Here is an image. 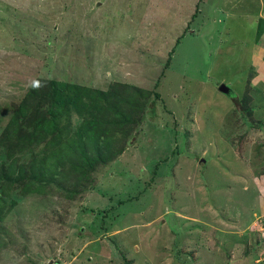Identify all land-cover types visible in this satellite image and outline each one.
Masks as SVG:
<instances>
[{"label":"rangeland","instance_id":"rangeland-1","mask_svg":"<svg viewBox=\"0 0 264 264\" xmlns=\"http://www.w3.org/2000/svg\"><path fill=\"white\" fill-rule=\"evenodd\" d=\"M259 10L264 0H0V136L30 86L147 92L125 111L122 152L70 195L72 174L42 193L2 185L0 264H264V95L242 69V24ZM72 116L73 131L88 111ZM16 155L24 177L43 173Z\"/></svg>","mask_w":264,"mask_h":264},{"label":"trees","instance_id":"trees-1","mask_svg":"<svg viewBox=\"0 0 264 264\" xmlns=\"http://www.w3.org/2000/svg\"><path fill=\"white\" fill-rule=\"evenodd\" d=\"M179 38L177 37L175 42ZM172 52L173 50L168 52V58ZM250 75L247 76L246 85ZM41 85L42 87H39L40 90L43 88L41 92H46L44 99L52 95L46 107H42L44 102L42 93L30 86L26 96L14 108L0 136V148L4 149L2 154L6 161L0 163V191L4 192L3 187H6L2 185H9L8 183L12 185L15 181L14 183L20 187L19 189L15 186L17 190L32 194L42 193L45 191L43 189L47 182L53 180L56 182L72 174L73 186L70 188L71 191L66 189L70 195L75 187L83 184L86 169L93 168L99 162L104 163L107 158L111 160L122 152L121 146L118 147V145H121L124 140L122 134L124 131L120 135H117V132H120L121 124L127 125L126 123L130 120L132 124L135 122V119L128 118L130 114L125 111L131 109L132 104L134 105L138 99H146L147 92L131 84H124L118 87L113 86L107 93L101 92L98 96V93L92 94L91 100L83 95L86 94L85 92H79L81 88L78 86H73L75 91L69 86L70 93L69 91H56L58 85L54 80L48 81L46 86ZM102 94L104 95V106H99L95 100L102 101ZM153 96L158 98L159 95L153 92ZM84 98L88 101L84 102ZM28 102L34 103L32 107H36L38 112L35 113L36 117L32 121H26L24 106ZM80 106L81 109L88 111V116L73 131L68 130L71 116L73 112L78 111ZM127 106L130 107L127 108ZM41 107L42 112H40ZM241 110L247 109L243 107ZM46 147L50 149L48 153L45 152L46 156H43L41 153H44L43 150L45 151ZM23 150L27 151L28 156H34L32 162H35V165L41 162L40 167L46 176L42 173L36 180L23 176V163L18 162L16 155ZM15 189L7 190L18 192Z\"/></svg>","mask_w":264,"mask_h":264},{"label":"crops","instance_id":"crops-1","mask_svg":"<svg viewBox=\"0 0 264 264\" xmlns=\"http://www.w3.org/2000/svg\"><path fill=\"white\" fill-rule=\"evenodd\" d=\"M247 17L249 19L242 24V28L244 29L242 31L249 33V36L251 35L252 38L249 39V42L244 43L246 45V55L242 69L245 72L244 75H247V73L250 75L251 73L247 85L252 92L264 95V13L259 10L255 15H248ZM260 182L257 185L258 190H256L259 192L257 195L259 210L258 214H256L258 217L254 219L260 218L261 221H264V189L261 190V184L264 180H260Z\"/></svg>","mask_w":264,"mask_h":264},{"label":"water","instance_id":"water-1","mask_svg":"<svg viewBox=\"0 0 264 264\" xmlns=\"http://www.w3.org/2000/svg\"><path fill=\"white\" fill-rule=\"evenodd\" d=\"M218 90H219L220 92H222L223 94H225V95L230 94V91H231V90L228 88V86L225 85L224 83H221V84L218 85Z\"/></svg>","mask_w":264,"mask_h":264}]
</instances>
